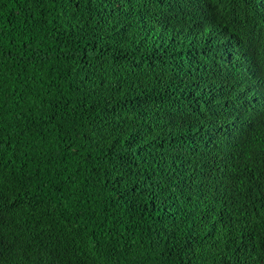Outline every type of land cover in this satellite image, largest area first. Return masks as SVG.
I'll return each instance as SVG.
<instances>
[{
	"label": "trees",
	"instance_id": "trees-1",
	"mask_svg": "<svg viewBox=\"0 0 264 264\" xmlns=\"http://www.w3.org/2000/svg\"><path fill=\"white\" fill-rule=\"evenodd\" d=\"M257 42L264 0H0V264H264ZM219 71L190 120L177 77Z\"/></svg>",
	"mask_w": 264,
	"mask_h": 264
},
{
	"label": "clouds",
	"instance_id": "clouds-1",
	"mask_svg": "<svg viewBox=\"0 0 264 264\" xmlns=\"http://www.w3.org/2000/svg\"><path fill=\"white\" fill-rule=\"evenodd\" d=\"M185 5L186 4L182 2H171L169 5V14H170L169 20L175 17L177 18L176 22H179L180 24L184 19L183 11ZM200 9H204V8L198 6L197 10L199 11ZM208 13L209 12L206 9H204L203 15L206 16ZM168 26H176V25L175 22L169 21ZM174 44H176V46L180 48V52H185L192 47H196L203 50L207 54H211L208 48L209 38L204 32L180 34L174 39ZM257 46L260 55H264V44L257 42ZM189 51H192L191 54L189 55V61L191 65L195 67L196 70L201 71L202 61L199 55L193 50H189ZM236 64L233 65V68L237 67ZM258 68L259 67L256 64L255 71H257ZM259 80L260 79H257L254 84L255 90L257 88V84ZM185 81H186L185 77H177V90L183 97V110L185 114L189 116L190 120L200 109H206L207 111L211 112L212 107L221 100V93H223L224 87L228 88L230 86V77L224 71L210 73L205 77L203 81H194L190 85V90L188 94H186L185 91L181 90V87L185 86ZM262 106L264 107V103L262 104ZM263 114L264 113L259 111H253V110L250 111L248 115L256 116L257 120L248 124L247 129L254 128L256 122L264 117ZM213 116L217 120H220V118H218L217 116L215 115ZM245 118L246 115H244L242 120L237 123L240 124Z\"/></svg>",
	"mask_w": 264,
	"mask_h": 264
}]
</instances>
